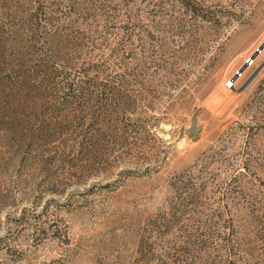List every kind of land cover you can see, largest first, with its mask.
Returning a JSON list of instances; mask_svg holds the SVG:
<instances>
[{"label":"rangeland","instance_id":"374dc122","mask_svg":"<svg viewBox=\"0 0 264 264\" xmlns=\"http://www.w3.org/2000/svg\"><path fill=\"white\" fill-rule=\"evenodd\" d=\"M1 2L45 102L0 123V264H264V0Z\"/></svg>","mask_w":264,"mask_h":264},{"label":"trees","instance_id":"16d2710c","mask_svg":"<svg viewBox=\"0 0 264 264\" xmlns=\"http://www.w3.org/2000/svg\"><path fill=\"white\" fill-rule=\"evenodd\" d=\"M1 3L0 0V123L17 127L30 123V115L44 106V95L35 82L43 67L31 65L33 45L22 29L27 30V24L22 20L18 27L11 28L10 14L1 10ZM8 48H12L11 54L7 53ZM44 126L43 121L42 130Z\"/></svg>","mask_w":264,"mask_h":264},{"label":"water","instance_id":"95a60500","mask_svg":"<svg viewBox=\"0 0 264 264\" xmlns=\"http://www.w3.org/2000/svg\"><path fill=\"white\" fill-rule=\"evenodd\" d=\"M264 48V41L262 42V44H260L254 54L252 55V57L256 56L262 49ZM243 71V67L239 69V71L237 72L238 74L240 72ZM196 114L197 113H194L192 116H191V119H190V126L186 129H184V133L189 136V138L192 140V141H196L198 138H199V132H200V126L197 125V120H196Z\"/></svg>","mask_w":264,"mask_h":264},{"label":"built area","instance_id":"2783aa9c","mask_svg":"<svg viewBox=\"0 0 264 264\" xmlns=\"http://www.w3.org/2000/svg\"><path fill=\"white\" fill-rule=\"evenodd\" d=\"M229 83H231V82H229ZM229 86H230V84H229Z\"/></svg>","mask_w":264,"mask_h":264}]
</instances>
